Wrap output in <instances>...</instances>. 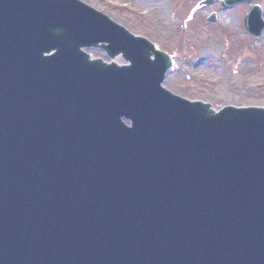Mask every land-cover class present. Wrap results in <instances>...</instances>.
<instances>
[{"label": "water", "instance_id": "1", "mask_svg": "<svg viewBox=\"0 0 264 264\" xmlns=\"http://www.w3.org/2000/svg\"><path fill=\"white\" fill-rule=\"evenodd\" d=\"M172 59L81 0H0V264H264V108L172 93Z\"/></svg>", "mask_w": 264, "mask_h": 264}, {"label": "rangeland", "instance_id": "2", "mask_svg": "<svg viewBox=\"0 0 264 264\" xmlns=\"http://www.w3.org/2000/svg\"><path fill=\"white\" fill-rule=\"evenodd\" d=\"M136 35L174 56L164 86L191 100L225 106L264 108V33L256 38L244 26L250 4L224 8L202 0H81ZM260 4L264 14V0ZM217 13L218 21L206 20ZM230 23H227V21ZM95 59L111 61L105 51L88 49ZM123 63L122 57L114 59Z\"/></svg>", "mask_w": 264, "mask_h": 264}, {"label": "bare ground", "instance_id": "3", "mask_svg": "<svg viewBox=\"0 0 264 264\" xmlns=\"http://www.w3.org/2000/svg\"><path fill=\"white\" fill-rule=\"evenodd\" d=\"M226 21H227V19H226ZM227 23H230V22L227 21Z\"/></svg>", "mask_w": 264, "mask_h": 264}]
</instances>
